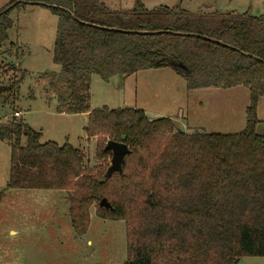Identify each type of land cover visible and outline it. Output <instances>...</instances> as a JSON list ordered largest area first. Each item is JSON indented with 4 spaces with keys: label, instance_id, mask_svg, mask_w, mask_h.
<instances>
[{
    "label": "trees",
    "instance_id": "obj_1",
    "mask_svg": "<svg viewBox=\"0 0 264 264\" xmlns=\"http://www.w3.org/2000/svg\"><path fill=\"white\" fill-rule=\"evenodd\" d=\"M27 6L57 18L51 55L58 73L41 74L55 96V112L86 115L95 159L84 166L81 150L67 142L40 143L41 133L12 116L0 123L10 148L5 190L68 193L76 237L87 232L89 211L122 221L123 264H238L264 258V137L256 133L264 98V16L249 12L191 13L180 7L111 11L100 0H13L0 9V50L13 26L9 15ZM17 49L10 44L9 50ZM16 65L9 69L18 71ZM169 69L188 92L247 88L244 129L235 135L186 133L172 119H150L137 108L91 109L93 75L115 76ZM26 75L6 86V103ZM108 141L125 144L123 173L107 181ZM105 198L111 206L99 208Z\"/></svg>",
    "mask_w": 264,
    "mask_h": 264
},
{
    "label": "rangeland",
    "instance_id": "obj_2",
    "mask_svg": "<svg viewBox=\"0 0 264 264\" xmlns=\"http://www.w3.org/2000/svg\"><path fill=\"white\" fill-rule=\"evenodd\" d=\"M13 0H0V9ZM111 11L130 10L135 0H100ZM226 0H142L145 9L180 7L195 13L207 5ZM205 8V10H202ZM216 9L214 6H208ZM13 22L8 40L0 50V86L26 72L15 98L0 100V123L15 112L30 129L41 133L40 143L65 142L81 150L84 166L102 164L95 159V139L87 140L86 115L55 112V96L48 89L45 72L58 73L51 61L56 16L47 9L27 6L9 15ZM10 44L17 49L9 50ZM18 66L17 72L9 69ZM91 109L137 108L149 118L169 117L197 126L206 134L235 135L245 126L248 90L204 89L188 92L182 78L169 69L142 71L127 78L115 76L104 82L93 75L90 82ZM193 103L190 104V103ZM201 103V106L197 105ZM195 104V105H194ZM183 108V109H181ZM181 109V110H180ZM187 109V110H186ZM180 112L177 115V111ZM256 133L264 137V98L259 100ZM177 129H182L177 125ZM10 148L0 141V264H123L126 261L125 227L122 221L105 220L89 211L85 235L76 237L68 216V193L63 191L5 190ZM109 161H105L104 163ZM243 264H264V258H243Z\"/></svg>",
    "mask_w": 264,
    "mask_h": 264
},
{
    "label": "crops",
    "instance_id": "obj_3",
    "mask_svg": "<svg viewBox=\"0 0 264 264\" xmlns=\"http://www.w3.org/2000/svg\"><path fill=\"white\" fill-rule=\"evenodd\" d=\"M211 5L214 6L216 9L214 10V8H213V10L210 9L211 11H209L208 6H211ZM211 5L205 4V6L207 7V9H206L207 11H205V12L211 13L214 11H218L221 13L235 12V13H239V14L249 12L252 17L264 16V0H226V2H222V1L216 2L215 1ZM202 10H205V8H202ZM190 104L193 105L192 102ZM197 105L201 106V103L199 102ZM181 109H183V108H181ZM180 110L177 111L176 116H178V113L180 112ZM257 110H258V108H257ZM183 111H184V109H183ZM184 113H185V115H184L185 120L183 122L178 120V119L176 121H173L175 123L176 127H177V125H180V127L182 128V129H179L180 131H183L186 133H192V132H195V131L202 129L200 126H197L198 130H195L194 128H196V127L194 125L192 127L189 126V123H187L188 122V115L186 114L185 111H184ZM146 116H147V114H146ZM158 118H162V117H158ZM166 118H169V117H166ZM150 119H153V118H150ZM154 119H156V118H154Z\"/></svg>",
    "mask_w": 264,
    "mask_h": 264
},
{
    "label": "water",
    "instance_id": "obj_4",
    "mask_svg": "<svg viewBox=\"0 0 264 264\" xmlns=\"http://www.w3.org/2000/svg\"><path fill=\"white\" fill-rule=\"evenodd\" d=\"M103 152H109L111 155L110 164L103 175V180L107 181L113 174L117 173L121 175L123 173L124 157L130 154V150L125 144L108 141L103 149ZM98 206L99 208L106 210L111 209L110 204L105 198L100 200ZM238 264L243 263L240 261Z\"/></svg>",
    "mask_w": 264,
    "mask_h": 264
},
{
    "label": "built area",
    "instance_id": "obj_5",
    "mask_svg": "<svg viewBox=\"0 0 264 264\" xmlns=\"http://www.w3.org/2000/svg\"><path fill=\"white\" fill-rule=\"evenodd\" d=\"M14 117H16V118L19 117V113L18 112H15L14 113Z\"/></svg>",
    "mask_w": 264,
    "mask_h": 264
}]
</instances>
